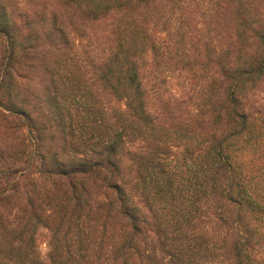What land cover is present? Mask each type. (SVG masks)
Masks as SVG:
<instances>
[{
    "label": "trees",
    "instance_id": "obj_1",
    "mask_svg": "<svg viewBox=\"0 0 264 264\" xmlns=\"http://www.w3.org/2000/svg\"><path fill=\"white\" fill-rule=\"evenodd\" d=\"M8 1L0 122L38 181L0 149V264H264V0H60L110 20L86 61Z\"/></svg>",
    "mask_w": 264,
    "mask_h": 264
},
{
    "label": "rangeland",
    "instance_id": "obj_2",
    "mask_svg": "<svg viewBox=\"0 0 264 264\" xmlns=\"http://www.w3.org/2000/svg\"><path fill=\"white\" fill-rule=\"evenodd\" d=\"M9 5L15 12L18 11H29L33 9L34 11L38 10L45 15L46 24L50 21V14L55 13L62 19V23L65 27V39L70 42L72 48L78 51V54L87 60L89 56L95 54L97 56H102L107 48V43L110 42V20L109 18H104L96 21H83L79 19L74 10L69 6L61 2L60 0H9ZM80 24L81 28H84V32L80 35L73 31L74 23ZM153 33L156 35L163 34L153 29ZM152 73H148L147 77H151ZM157 80V79H156ZM182 80V79H180ZM179 81H175L174 85H171L174 88H178ZM166 87V85H160V88ZM162 91V90H161ZM167 96V93L162 92ZM0 122V149L2 151L8 150L10 152L8 155L14 154L16 160H25L22 170H18L14 179L18 178L20 184L26 185V188H30L31 185L38 181L36 175L32 172L33 167L36 164V160L33 156V140L26 138V129L24 128V134H10L5 127H2ZM8 134H10L8 136ZM24 139V142L21 143V140ZM21 143V144H20ZM12 145V146H9ZM17 145V146H16ZM16 146V147H15ZM5 148V149H4ZM9 148V149H8ZM19 148V152H15L14 149ZM6 156V152H4ZM5 160H9V157L6 156ZM17 164V162H16ZM20 165V163H18ZM7 181V186H9L14 179ZM21 185V186H23ZM14 200L17 198L12 197ZM22 200V198H20ZM49 236V230L46 227L40 226L37 230L36 243L40 254L42 257H45L47 252V240Z\"/></svg>",
    "mask_w": 264,
    "mask_h": 264
}]
</instances>
